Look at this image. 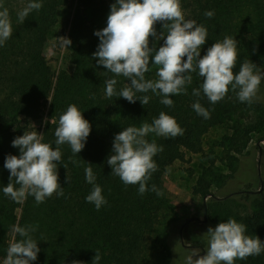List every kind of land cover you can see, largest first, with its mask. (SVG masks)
Wrapping results in <instances>:
<instances>
[{
	"label": "trees",
	"instance_id": "16d2710c",
	"mask_svg": "<svg viewBox=\"0 0 264 264\" xmlns=\"http://www.w3.org/2000/svg\"><path fill=\"white\" fill-rule=\"evenodd\" d=\"M29 2L0 0V4L9 10L12 22V36L0 46V264H3L13 238L21 239L13 233L14 225L37 226L30 234L37 241L40 252L30 264H72L74 260L93 264L96 250L101 254L99 264H185V258L193 249L202 246L199 242L191 246L183 242L180 220L174 216L172 205L161 203L156 192L151 190L152 186L158 190L165 169L182 160L186 153H202L203 137L213 127L232 120L234 116L248 119L253 110H262L254 124L244 127L238 119L232 136L221 142L226 158L230 160L229 168L236 173L239 156L252 141L251 133L264 131V105L254 101L256 108L252 109L251 104L239 101L231 86L222 100L212 104L203 94V78L197 72L190 73L192 82L186 85L187 94L169 97L174 101L173 107L163 105L160 102L163 97L151 90L136 93L137 98L150 97L144 106L139 100L129 103L118 95L108 98L105 80H117V93L130 83L122 75L107 72L92 58L99 44V37L94 32L106 27L110 6L115 0H37L42 7L31 11L20 23L17 14ZM181 6L185 19L195 20L207 29V42L202 46L201 57L213 43L230 36L238 41L234 74L246 60L264 71V0H181ZM66 7L74 9L67 33L72 43L66 48L65 66L56 73L47 62L44 51L50 31ZM206 11H213L214 15L206 17ZM156 29L159 33L162 25L157 23ZM153 44L158 48L163 45V40L150 37V47ZM145 79H158L155 65L150 63ZM193 89L201 90L200 97L192 94ZM259 91L264 92V80ZM48 100V116L54 122L46 124L42 142L49 143L53 149L57 147L54 133L59 116L72 104L83 112L91 131L85 147L78 154H73L67 143L59 146L61 161L57 162V170L63 196L54 193L37 204L29 195L23 203H17L2 191L10 175L4 162L9 154L19 155V149L12 147V141L27 131L19 119H40ZM197 100L210 112V118L205 119L193 109ZM161 112L174 117L184 132L174 138L155 133L145 137L162 146L163 151L153 157L158 167L147 182L148 191L141 195L139 184L126 185L111 173L106 160L112 153L116 134L130 126L151 124ZM253 149L260 156L259 162L251 157L246 163L253 168L254 179L243 185V182L232 185L231 181L229 185L233 189L224 198L250 206L251 213L221 212L213 205L218 202L206 201L215 195L210 190L214 180L224 184L222 190L230 179L214 175L212 169L200 178L194 193L201 197L205 215L213 228L230 218L235 219L246 225V235L258 236L264 242V148L257 145ZM231 152L238 157L232 156ZM88 163L92 164L95 183L101 186L107 201L99 210L86 201L93 188L85 178ZM242 171H246L244 166L240 173ZM67 175L69 183L65 182ZM256 184L259 187L253 190ZM214 217L219 220L218 224L214 223ZM171 228L173 235L170 237ZM176 248L183 256L179 263L173 252ZM235 264H264V252L236 260Z\"/></svg>",
	"mask_w": 264,
	"mask_h": 264
},
{
	"label": "clouds",
	"instance_id": "9594fccd",
	"mask_svg": "<svg viewBox=\"0 0 264 264\" xmlns=\"http://www.w3.org/2000/svg\"><path fill=\"white\" fill-rule=\"evenodd\" d=\"M41 2L30 0L26 7L18 12V20L23 23L33 10H39ZM0 46L12 36V22L9 10L0 4ZM213 11H206L205 16L211 18ZM162 25L159 33L156 24ZM166 30V33H165ZM99 37L97 50L92 58L97 65H102L107 72L115 76H123L130 80L119 93L115 85L117 80H105L106 96L118 95L129 103L139 100L144 106L150 97H136V93H147L151 90L163 97L161 103L173 107L170 96L187 94L186 85L191 84L190 73L197 72L203 78L201 85L203 94L215 104L232 91L241 102L252 104L257 97L264 71L257 65L246 60L238 73L233 69L237 61L238 41L233 37H225L222 41L213 43L201 57L202 46L207 42V29L197 21L185 19L181 0H115L110 6L107 25L95 31ZM150 37L156 41L163 40L158 48L150 47ZM62 47L69 48L72 41L67 37H58ZM255 51V49H254ZM154 54V55H153ZM186 57V60L184 59ZM156 66L157 80H146L145 74L149 65ZM192 94L200 97L201 90L193 89ZM50 101V100H49ZM198 115L210 118V112L199 100L192 105ZM76 105H69L59 116L58 127L55 129L56 145L42 142L43 134L35 131H25L12 141V147L19 149V155L9 154L4 162V168L9 170V182L2 191L14 202L23 203L29 195L35 198L37 204L43 203L54 193L63 196V188L59 183L58 164L61 161L59 146L69 144L73 154H78L85 147L91 131V125ZM44 123H49L45 118ZM182 129L174 117L161 112L151 124L145 122L140 127H127L114 136L112 153L106 162L111 167V173L118 176L126 185L139 184L138 192L143 195L148 191L147 182L157 164L153 157L163 151L155 141L149 142L145 137L149 133L157 136L176 137L183 135ZM85 168L87 183L93 188L86 201L93 203L97 210L107 201L102 195V188L96 184L92 164ZM66 183L70 182L68 175ZM19 185V187H16ZM152 191L162 195L155 185ZM37 226H13V233L21 239L13 238L7 248L3 264H30L37 259L40 248L30 233ZM246 225L235 219L219 223L215 228L209 226L206 233L208 247L205 254L201 250H193L186 258L185 264H235L236 260H245L249 256L264 252V242L258 236L246 235ZM93 264H99L101 254L95 251ZM72 264H82L74 260Z\"/></svg>",
	"mask_w": 264,
	"mask_h": 264
},
{
	"label": "rangeland",
	"instance_id": "374dc122",
	"mask_svg": "<svg viewBox=\"0 0 264 264\" xmlns=\"http://www.w3.org/2000/svg\"><path fill=\"white\" fill-rule=\"evenodd\" d=\"M74 9L72 7H66L62 9L58 15V22L50 31L48 41L45 47V57L52 70L56 73L65 66L66 61V47H62L58 37H67V33L70 27V23L73 17ZM256 102H260L264 105V92L258 91ZM48 106L49 100L44 107L40 119L35 120L32 118L21 117L19 119L20 124L26 127L27 131H37L43 134L46 124L44 123L45 118L49 122H54L48 116ZM252 109H255V103L251 104ZM260 112H250V115L240 119L239 116H234L232 120H228L225 123L213 127L204 137H203V152L199 154L186 153L185 157L168 166L162 176L158 191L162 195L158 196V200L161 203H168L172 205L174 209V216L180 220V236L186 245L201 244V248L197 247L193 250H201V255L205 254V250L208 247V237L206 234L209 226L213 227L209 223L204 208L202 207V199L199 195L194 193V187L197 185L200 178L205 174L209 173L210 170L214 175L223 176L224 179H229L226 187L222 190L224 184L217 183L214 180V184L211 185L210 190L213 197L206 199L207 202H218L216 208L221 212L233 211L241 215H248L251 213L252 208L247 205H242L233 199H224L228 191L233 189L232 185L238 182H251L254 179V171L252 167L249 168L246 162L248 158L255 157V160L259 162L260 156L253 149L254 146L260 145L264 148V141L259 142L260 139L264 138V131H255L251 133L252 141L250 142L248 149L244 154L239 156V163L237 164L236 173L229 168L230 160L226 158L225 149L221 147V142L227 136H232L236 126V121L243 122L244 127L253 121H257ZM247 116V115H246ZM232 156L238 157L237 154L231 152ZM246 171H241L243 168ZM260 167V166H259ZM251 169V170H250ZM235 174V175H234ZM234 177H233V176ZM232 176V177H231ZM231 178H233L231 180ZM232 181V185L231 184ZM236 186V185H234ZM259 184L253 187V190L257 189ZM216 196V197H215ZM215 220V224H218L219 220ZM186 224V225H185ZM184 225V226H183ZM178 231V229L176 230ZM173 235L172 228L170 229V237ZM171 241V239H170ZM172 242V241H171ZM197 242V243H195ZM175 254L176 262L183 261L182 252L180 249L176 248L173 250Z\"/></svg>",
	"mask_w": 264,
	"mask_h": 264
}]
</instances>
